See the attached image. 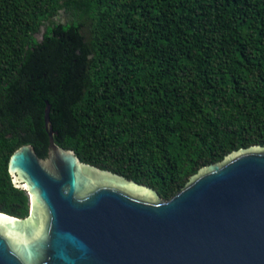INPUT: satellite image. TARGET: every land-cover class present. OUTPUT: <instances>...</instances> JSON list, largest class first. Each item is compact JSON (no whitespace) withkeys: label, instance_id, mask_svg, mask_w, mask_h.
Returning <instances> with one entry per match:
<instances>
[{"label":"trees","instance_id":"obj_1","mask_svg":"<svg viewBox=\"0 0 264 264\" xmlns=\"http://www.w3.org/2000/svg\"><path fill=\"white\" fill-rule=\"evenodd\" d=\"M61 8L76 19L52 23ZM46 103L58 146L168 200L200 168L264 146V0H0L9 216L29 213L8 162L27 144L47 156Z\"/></svg>","mask_w":264,"mask_h":264},{"label":"water","instance_id":"obj_2","mask_svg":"<svg viewBox=\"0 0 264 264\" xmlns=\"http://www.w3.org/2000/svg\"><path fill=\"white\" fill-rule=\"evenodd\" d=\"M49 111L47 156L27 144L9 158L29 213L0 212V264H264V146L200 168L162 200L58 146Z\"/></svg>","mask_w":264,"mask_h":264},{"label":"rangeland","instance_id":"obj_3","mask_svg":"<svg viewBox=\"0 0 264 264\" xmlns=\"http://www.w3.org/2000/svg\"><path fill=\"white\" fill-rule=\"evenodd\" d=\"M76 14L67 9V8H61L57 14L52 18L51 22L52 23H62V24H65V23H68V22H71L73 21L74 19H76ZM50 22V23H51ZM49 23H45L41 28H40V31L35 35V38L37 40H41L42 39V35L44 33V30H45V27L48 25ZM88 27L86 26L84 28V33L85 35H88ZM161 199V198H160Z\"/></svg>","mask_w":264,"mask_h":264}]
</instances>
